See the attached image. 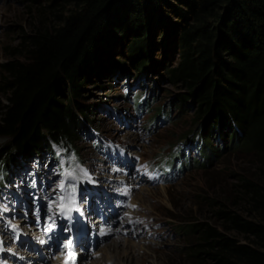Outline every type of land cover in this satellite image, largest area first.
<instances>
[{"label": "rangeland", "instance_id": "374dc122", "mask_svg": "<svg viewBox=\"0 0 264 264\" xmlns=\"http://www.w3.org/2000/svg\"><path fill=\"white\" fill-rule=\"evenodd\" d=\"M55 3L60 14L72 7L67 0H0V76L1 65L17 58L14 51L22 34L39 24V10L51 21L48 10ZM224 11L214 9L211 15ZM212 18L209 20L215 23ZM147 30L148 46L137 58L131 59L125 45H116L115 58L122 63L109 61L107 73L93 74L87 82L80 100L88 109L87 122L80 121L88 129L82 130L74 147L53 144V151L26 158L9 146L12 136L0 135V148L19 160L10 175L0 172V233L5 238L8 234L1 231L9 233L7 222L16 224L19 220L24 240L13 241L17 252L45 249L37 245L42 238L36 227L42 226L48 233L60 222L57 218L62 206L80 210L75 220L81 240L78 264L103 257L100 247L112 244L116 236L113 230L120 229L130 235L132 255L140 256L133 264H191L187 251L197 241L196 236L186 233V226H219L222 222L216 210L220 203L252 218L235 185L239 175H257L255 159L240 145L229 147L224 134L232 130V124L226 117L221 134L216 132L219 139L212 138L210 143L213 147L223 143L224 150L212 156L209 164L203 162L199 144L192 140L201 125L203 129L215 128L212 106L200 102L197 89L170 78L168 72L179 62L174 36L154 25ZM0 102L1 121L3 105L7 104L2 93ZM71 178L76 181L71 183ZM138 195L144 200L133 204ZM103 217L107 221L95 222ZM63 232L61 248L68 239ZM91 233L102 237L92 243ZM231 235L243 241L242 235ZM50 253L46 251V259L29 263L53 264L55 254Z\"/></svg>", "mask_w": 264, "mask_h": 264}, {"label": "trees", "instance_id": "16d2710c", "mask_svg": "<svg viewBox=\"0 0 264 264\" xmlns=\"http://www.w3.org/2000/svg\"><path fill=\"white\" fill-rule=\"evenodd\" d=\"M67 2L72 7L66 14L58 4L51 6V21L40 9L39 24L16 46L17 58L1 65L0 93L7 104L0 135L12 136L9 146L26 158L51 151L52 142L74 147L87 129L80 121L87 122L88 109L80 103L87 82L107 73L109 61L122 63L115 58L116 45L137 58L149 43L147 27L154 25L176 40L179 62L170 78L197 89L200 102L212 106L215 128L201 125L194 132L204 149L214 156L224 150L223 143H210L229 117L232 130L224 125L230 131L223 133L229 147L240 145L257 164V175H239L235 185L252 218L220 203L219 226H186L197 241L187 251L190 262L264 264V0ZM218 8L224 14L211 15ZM18 161L0 148V169L9 171Z\"/></svg>", "mask_w": 264, "mask_h": 264}, {"label": "bare ground", "instance_id": "6f19581e", "mask_svg": "<svg viewBox=\"0 0 264 264\" xmlns=\"http://www.w3.org/2000/svg\"><path fill=\"white\" fill-rule=\"evenodd\" d=\"M106 192H107V190H106ZM125 192L129 194L128 189ZM133 199H134V201L132 202L133 204L134 203H140V202H142V200H144L143 199V196H141V195L140 196L138 195V198L136 197V198H133ZM104 205H106V204H104ZM141 205H143V204H141ZM105 211H103V213H105ZM126 212H129V211H126ZM132 212H134V211H132ZM138 214H137V216H138ZM24 216H25V214H24ZM25 219H26V217H25ZM105 221H107V218L106 217L97 218L95 220V222H97V223H100V222L102 223V222H105ZM27 222H28V220H25V223H27ZM15 223L17 225L14 224V223H7V224L9 226L10 225L16 226L17 228H14L13 231H15L17 229L16 233L18 234V238L21 237L22 239H24V237H23V235L21 233V230L18 227L19 220L16 219ZM136 229H138V227ZM136 229H135L134 232L137 231ZM10 230H12V229H10ZM71 230H72V227H71ZM36 231L40 232L39 229H36ZM106 231H109V229L106 230ZM113 231L116 233V236H114V240H113L112 244L110 243V245H107V243H106V244H104V246L100 247V249H99L100 251L102 250V251L105 252L104 253V256L101 257V258H99V259H92V260H88V261L85 259L83 261V264L85 262L87 264H133V263H135L140 258V256L137 258L136 255H132L133 254V251L130 250V246H129L130 245V241H131V240L129 241V236L130 235H127V233L125 231L123 232V230H121V229L119 231L118 230H113ZM132 231H133V229L131 230V232ZM1 232H2V234H7L3 230ZM122 233H123V235H121ZM124 233L126 235H124ZM38 234H40L39 236L42 238V240L39 238L41 241H39L37 243V245L38 244L39 245L41 244V245L44 246L45 249L42 250V247H39L38 249H37V247H34L32 249L33 251H22V252H20V250L18 249L19 252H17L16 251L17 246L15 244L16 243V240H15V243H14L13 242L14 241L13 240V237L11 238L10 235H9V237L7 235L4 238L5 235L4 236L3 235L1 236V233H0V237L2 238L3 242H5V248L0 244V264H3V262L6 263V261H4V260H7V264H30L29 262H32V261H34L35 259H38V258H40V259H42V258L43 259H46L48 257L46 255V251H49L50 250L51 253H52V250H55V249L61 250V252L60 253L59 252L54 253L55 252L54 251L52 253V254H55V256L52 258V260L54 259L53 264H71V263L72 264H78V261H79L78 252L80 251L79 248L78 249L77 248L76 249H69L67 251H65V249L62 250V249H60L61 241H59L60 239H59L58 235H57V238L54 237V238L51 239V245H50L48 241H45L44 240V236H43L42 232H40ZM101 237H96V239L94 240V242L99 241V238H101ZM99 250H97V251H99ZM62 251H63V253H62ZM51 253H50V256H51ZM63 254L66 255V256L65 257L62 256ZM5 255H6V257L3 258V256H5ZM141 257H144V256H141ZM15 261H16V263H14ZM65 261H66V263H65Z\"/></svg>", "mask_w": 264, "mask_h": 264}]
</instances>
